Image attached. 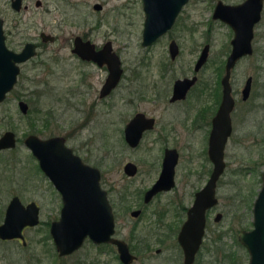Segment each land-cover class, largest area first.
I'll return each instance as SVG.
<instances>
[{"label": "flooded vegetation", "instance_id": "obj_1", "mask_svg": "<svg viewBox=\"0 0 264 264\" xmlns=\"http://www.w3.org/2000/svg\"><path fill=\"white\" fill-rule=\"evenodd\" d=\"M190 1L191 0H186L181 5L172 25L167 28L166 31L160 34L150 44L143 45L145 10L144 0H141L144 12L141 45H152L157 43L163 37L170 35L174 25L179 20L182 11ZM211 1H214L211 19L217 20L230 27V25L223 19L213 17L214 9L218 3L238 5L244 3L246 0ZM9 2L11 6V0H9ZM35 4L40 6L41 0H35ZM96 5H98V7H96ZM11 8L13 9L12 6ZM26 8H28V5L24 4L22 0L21 8L19 10H13L20 11L21 9ZM93 8L95 10H100L102 8V3L98 1L94 2ZM263 19L264 0H261L260 16L253 26L254 34L252 37V45L256 34V27ZM2 20L4 43L6 47L13 52H20L27 42H34L35 54L21 61H15L13 57L3 58L4 61L8 62L9 60H12V62L16 63L19 70L16 76V81L13 86L6 91L3 99L0 100V105L9 100V96L19 82V77L24 71L26 65L34 58L41 56L47 51V49L43 48L46 43H52L58 39L57 35L46 32L45 30H40L38 37L35 39L25 40L19 44L13 43V38L10 33H7L5 30L4 19L2 18ZM98 26L97 23L94 27ZM92 28L93 27H91V29ZM230 29L232 31V36L229 42L230 48L226 54L224 63L221 62V64L218 65L222 67L221 71L223 72L221 74L220 71L219 79H217L218 82L216 81L217 86H214V91L211 93L213 100L209 104H207V100H204V105L201 104L202 106L194 109V107L197 106V99L194 98V100L191 101V97H195L197 94L196 90L198 85L202 86L201 92H205V89L208 87V82L201 78L200 72L208 61L210 46L206 61L196 68V62L199 55L201 54L204 45L208 42H205L201 47L191 73L184 72L176 74V69L172 64L178 58L181 47L178 38L174 35H170L166 48L169 62L164 61V63H161V72L158 74V79H155L150 83L146 80H132L133 78H138L137 72L131 77L127 76L128 80L126 83L128 84L129 91L123 93L122 99L125 105L131 109L128 112H121L123 117L121 118L118 139L120 141V149L117 151H129L131 153H136V156L125 157L120 153L119 158L121 160L120 166L122 169V175L119 179L105 175L101 168L103 163H91L88 156L85 157L79 153V148L68 144L67 140L69 139V135L77 134V127L69 132L45 133V131L50 128L51 118H54L52 111H46L41 116V129L39 131L44 135L35 132H27L25 134L23 143L29 150L27 155L28 159H26L25 163L22 165V174L14 175L18 166L16 165V157L14 155L11 156V151L17 146L18 136L15 130L7 125L11 122L13 113L9 111L2 116L0 119V125L5 123L7 126L0 131V137L9 131H12L15 137V144L13 146L0 148V155L3 156L0 158V264H133L134 262L139 264H185V253L183 246L179 241V234L184 222L188 218V210L194 202L196 192L206 183L213 168V163L208 155V142L212 129L213 117L221 102V78L225 72V62L231 51V39L234 36L233 29L231 27ZM42 32L52 35L53 39L44 40L41 36ZM67 39L70 40V56H73L76 59L79 67H91L93 68L91 71L96 67L106 72L104 80L97 89V95H94L96 91L92 90L91 92L90 89L87 90L88 93L93 94V98L89 105V112L92 114L95 111V105L109 97L121 83L123 77H125V67L123 66V61L120 55L114 50L112 40L110 39L105 40L101 44H97L91 38V32L89 31L76 33L72 37L68 36ZM108 41L111 42L112 50L119 55L122 71L117 83L110 88L108 92H103V85L109 75L107 63H99L93 58L82 57L76 49H81L79 44L91 42L94 45V49L99 50ZM42 48L43 50H41ZM57 59L59 60V58ZM41 62H43V60ZM233 69L230 74L231 85ZM139 73L140 75L142 74L141 70H139ZM89 77V73H83V76L79 79V85H86V87L92 88L93 82ZM183 78H191L193 80L183 92L177 90V95L174 97L176 85L181 89L180 83H178L177 80ZM136 81L141 84L139 87L131 85V83ZM81 90L76 91L77 93L74 95L77 96V94H81L85 96L83 91L78 93ZM18 98L17 105L20 112L23 116L29 115V103L19 96ZM143 101L153 105L150 107V110L138 107L139 102L142 103ZM20 102L26 104L24 109ZM158 108H162L169 113H166L168 116L161 117L159 113L157 114L154 112ZM30 123L32 127L36 125L33 121H30ZM231 123L232 134V116ZM29 134H35L43 139L60 136L64 139V144L70 147L72 152L77 154L84 164L99 169V186L104 190V202H107L110 206L113 216V231L110 233V237L121 240L127 245L128 251L133 255V258L128 263L121 258L118 246L113 240H96L89 234L86 235L80 246L73 249L71 252L61 253L59 251L55 238L51 233V229L53 222L60 218L65 206L62 189L65 188L67 190L70 189L71 186L69 184H65L64 186L62 184H57V180L48 174L45 168L41 167L38 158L33 154L31 148L24 142V139ZM154 149L157 150V153L155 154H153ZM171 150L176 152L177 157L176 163L174 164V185L169 189H161L153 194H149L148 190L161 175L166 153ZM184 150H188L192 153L190 159L188 155V163H180ZM87 151L89 152L90 150ZM193 160L198 163L196 168L191 167L189 164L192 163ZM186 164L187 166L185 167ZM31 165H33L34 169L30 167ZM182 165L184 171L180 174V168ZM262 165L263 166L260 170V186L262 184L261 173L264 168V156ZM223 172L218 177L215 187V195L218 199L217 203L205 211L204 233L202 235L201 243L190 264H210L212 261L215 262L213 264H217L216 261L218 260V257L214 255H216L215 251L218 248V242L222 238V233H216L215 235L210 234L208 236L207 233L209 232L210 217L213 215L212 217L215 223L222 217V212L216 210V206L219 201L217 187ZM8 173L9 177L7 176ZM82 173V183L77 185V189L82 193H86L89 189V174L85 170ZM180 177L183 178V184L185 185H188L189 183L194 184V182H203V184L190 193L185 190L175 191L177 189V180ZM147 181H149V183L144 185L141 184ZM260 186L258 190L260 189ZM25 192H28L29 196L26 197L24 194ZM255 197L252 202V207ZM92 203L99 205L103 204L102 201L95 200H92ZM11 207L13 208V211L17 208H21L24 213H31V211L34 210L37 211L38 221L36 223H26L22 225L6 222L8 209ZM218 213H220V216L216 219ZM43 215H47L49 218L44 219L42 217ZM96 228L99 231L104 229V225L101 221L96 225ZM206 238H209L207 242ZM237 241L240 243L238 240V233ZM241 245L246 249L243 244ZM234 259L235 257H232V260L229 262L231 264H237ZM248 261L249 254L247 264Z\"/></svg>", "mask_w": 264, "mask_h": 264}, {"label": "rangeland", "instance_id": "obj_2", "mask_svg": "<svg viewBox=\"0 0 264 264\" xmlns=\"http://www.w3.org/2000/svg\"><path fill=\"white\" fill-rule=\"evenodd\" d=\"M96 1L102 3L100 10L93 8ZM23 3L27 4L28 8L15 11L11 8L9 0H0V16L4 19L5 30L10 33L13 43L35 39L40 30L55 34L58 39L46 43L43 48L47 51L26 65L9 100L0 105V119L6 112L13 113L11 122L7 125L12 127L18 136L17 146L11 151V156L16 157L18 166L14 175L22 174V165L28 159L29 150L23 143L25 134L35 132L44 135L39 131L41 116L46 111H52L54 118H51L50 128L45 133L69 132L77 127V134L69 135L68 144L79 148V153L88 156L91 163H103L101 168L105 175L119 179L122 175L120 153L125 157L136 156V153L129 151H117L120 149L118 139L123 117L121 112L131 109L122 99L123 93L129 91L127 76L131 77L137 72L138 78L132 80H146L148 83L158 79L161 63L169 62L166 48L170 35L178 38L181 47L178 58L172 64L176 74L191 73L201 47L205 42L210 44L208 61L200 72L201 78L208 82V87L205 92H201L202 86L198 85L197 94L191 97V101L197 99V106L194 107L197 109L202 106L204 100H207V104L213 100L211 93L219 79L216 69L221 62L224 63L232 36L228 25L211 19L214 1L191 0L170 35L149 46L141 45L144 20L141 0H41L40 6L35 4V0H23ZM97 23L99 26L94 27ZM82 31L91 32V38L97 44L107 39L112 40L114 50L120 55L125 67V77L121 83L109 97L95 105L92 114L89 112V105L93 94L87 90L96 91L94 95H97V89L106 72L96 67L93 71L91 67H79L76 59L70 56V40L67 37ZM253 45V54L238 61L231 77L235 97V106L231 113L233 132L225 146L226 168L217 187L219 201L216 210L222 212V217L216 223L213 221V215L210 217L207 233V236L222 233L214 255L218 257L217 264H231L228 253L235 257L237 264H247L248 259L246 249L237 241V233L241 228L252 227V202L260 186V170L263 166L264 19L256 27ZM83 73L90 74L92 88L79 85ZM248 76H252L251 90L249 96L242 99L241 90ZM131 85L139 87L141 84L136 81ZM78 90H81L78 93L83 91L85 96H75ZM18 96L29 103V115L23 116L20 112L17 105ZM151 106L153 105L145 101L138 104V107L148 110ZM154 112L159 113L161 117H167L169 114L162 108ZM30 121L36 125L32 127ZM7 125H0V131ZM155 153L156 149L153 150V154ZM188 155L190 159L192 153L184 150L180 163H188ZM2 157L0 155V158ZM189 164L196 168L198 163L193 160ZM30 167L34 169L33 165ZM183 171L182 165L180 174ZM7 176L9 177V173ZM146 183L149 181L141 184ZM183 183V178L180 177L175 191L185 190L190 193L203 184ZM24 194L29 196L28 192ZM42 217L49 218L47 215ZM208 239L206 238V242ZM213 263L215 262L210 264Z\"/></svg>", "mask_w": 264, "mask_h": 264}, {"label": "water", "instance_id": "obj_3", "mask_svg": "<svg viewBox=\"0 0 264 264\" xmlns=\"http://www.w3.org/2000/svg\"><path fill=\"white\" fill-rule=\"evenodd\" d=\"M186 0H144L145 20L142 44H150L160 34L169 28ZM39 3V1H38ZM22 0H11V6L19 10ZM98 7V5H96ZM261 0H246L244 3L222 4L218 3L213 12V17H219L226 21L234 31L231 39V51L225 62V72L221 78L222 96L219 108L213 117L212 129L208 142V155L213 163L212 172L206 183L196 192L193 204L188 210V218L184 222L179 234V241L185 253V264H190L197 251L204 233L205 211L217 203L215 195L216 182L224 171L226 162L224 159L225 145L232 131L231 112L235 106V98L230 84V74L237 61L243 56L253 52L252 37L254 23L259 19ZM44 40L53 39L52 35L41 33ZM80 50L76 51L85 58H93L99 63L106 62L109 75L103 85V92H108L121 74L119 55L112 50L111 42L95 50L91 42L79 44ZM209 43H206L196 62L198 68L206 61ZM35 54L34 42H27L20 52L9 50L4 43L3 20L0 17V100L5 96L16 81L18 65L12 60L4 61V57L14 58L15 61L24 60ZM193 79L183 78L177 80L181 89L176 85L174 97L178 91H184ZM252 85V76H248L241 90L242 99L249 96ZM25 108L23 102H20ZM141 116V115H140ZM33 154L38 158L41 167L54 177L57 184H69L70 189L63 188L65 206L60 218L53 222L51 233L53 234L57 247L61 253L71 252L80 246L86 235L96 240H113L120 252L121 258L129 262L133 255L128 251L127 245L118 239L110 237L113 231V216L110 206L104 202L105 193L99 186V169L88 166L82 162L80 157L73 153L71 148L64 144L60 136L47 139L40 138L35 134H29L24 139ZM15 144L14 133L11 131L0 137V148L13 146ZM176 152L167 151L160 177L148 190L153 194L161 189H169L174 185V164L176 163ZM53 170V171H52ZM89 174L88 192L82 193L77 185L82 183L83 171ZM262 184L255 197L252 207V228L241 229L238 232V240L243 244L249 254L248 264H264V168L261 173ZM92 200L102 201L103 204H93ZM17 208V207H16ZM220 216L217 214L216 219ZM38 221L37 211L24 213L23 210L8 209L6 222L36 223ZM101 221L104 229L98 230L96 225Z\"/></svg>", "mask_w": 264, "mask_h": 264}, {"label": "trees", "instance_id": "obj_4", "mask_svg": "<svg viewBox=\"0 0 264 264\" xmlns=\"http://www.w3.org/2000/svg\"><path fill=\"white\" fill-rule=\"evenodd\" d=\"M221 69H222L221 66H217L216 72H217V75H218V76L220 75V71H221ZM218 78H219V77H218ZM217 82H218V80H217ZM227 256H228L229 260H232V255H231V253H228Z\"/></svg>", "mask_w": 264, "mask_h": 264}]
</instances>
